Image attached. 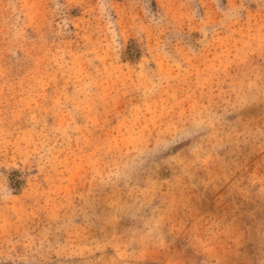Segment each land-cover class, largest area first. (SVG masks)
Listing matches in <instances>:
<instances>
[{"label":"rangeland","instance_id":"1","mask_svg":"<svg viewBox=\"0 0 264 264\" xmlns=\"http://www.w3.org/2000/svg\"><path fill=\"white\" fill-rule=\"evenodd\" d=\"M0 264H264V0H0Z\"/></svg>","mask_w":264,"mask_h":264}]
</instances>
